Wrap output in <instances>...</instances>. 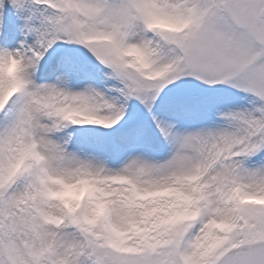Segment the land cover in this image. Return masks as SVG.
Segmentation results:
<instances>
[{
  "label": "snow or ice",
  "instance_id": "6c2138e0",
  "mask_svg": "<svg viewBox=\"0 0 264 264\" xmlns=\"http://www.w3.org/2000/svg\"><path fill=\"white\" fill-rule=\"evenodd\" d=\"M0 264H264V0H0Z\"/></svg>",
  "mask_w": 264,
  "mask_h": 264
}]
</instances>
